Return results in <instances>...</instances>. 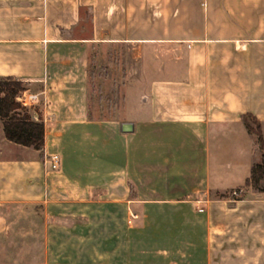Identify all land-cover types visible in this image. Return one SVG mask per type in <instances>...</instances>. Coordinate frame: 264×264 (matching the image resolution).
<instances>
[{
  "label": "crops",
  "instance_id": "1",
  "mask_svg": "<svg viewBox=\"0 0 264 264\" xmlns=\"http://www.w3.org/2000/svg\"><path fill=\"white\" fill-rule=\"evenodd\" d=\"M97 63L123 115L90 116ZM0 78L45 129L0 121V264H264V0H0Z\"/></svg>",
  "mask_w": 264,
  "mask_h": 264
},
{
  "label": "trees",
  "instance_id": "2",
  "mask_svg": "<svg viewBox=\"0 0 264 264\" xmlns=\"http://www.w3.org/2000/svg\"><path fill=\"white\" fill-rule=\"evenodd\" d=\"M25 91L22 82L13 78H0V121L3 124L5 138L16 145L42 151L45 129L42 119H35L34 113L21 107L17 97ZM242 122L257 141L262 153L259 163L253 165L246 184L256 191H261L264 181V140L259 123L249 115L242 117Z\"/></svg>",
  "mask_w": 264,
  "mask_h": 264
},
{
  "label": "rangeland",
  "instance_id": "3",
  "mask_svg": "<svg viewBox=\"0 0 264 264\" xmlns=\"http://www.w3.org/2000/svg\"><path fill=\"white\" fill-rule=\"evenodd\" d=\"M98 73L97 63L92 65L90 70L88 94L90 116L97 118L123 115L126 106L123 105L121 91L116 89L120 84V77L113 75V73L107 75L108 77H104L102 74L98 75ZM236 173H238L237 170Z\"/></svg>",
  "mask_w": 264,
  "mask_h": 264
},
{
  "label": "built area",
  "instance_id": "4",
  "mask_svg": "<svg viewBox=\"0 0 264 264\" xmlns=\"http://www.w3.org/2000/svg\"><path fill=\"white\" fill-rule=\"evenodd\" d=\"M16 100L21 105V107L28 109L34 106L39 101V95L36 93H30L28 91H24L17 97ZM48 163L52 170H57L60 164V160L57 156H53L49 158ZM240 194L241 191H234L231 193V196L237 197Z\"/></svg>",
  "mask_w": 264,
  "mask_h": 264
},
{
  "label": "water",
  "instance_id": "5",
  "mask_svg": "<svg viewBox=\"0 0 264 264\" xmlns=\"http://www.w3.org/2000/svg\"><path fill=\"white\" fill-rule=\"evenodd\" d=\"M132 131V125L130 124H123L122 125V132L123 133H130Z\"/></svg>",
  "mask_w": 264,
  "mask_h": 264
}]
</instances>
